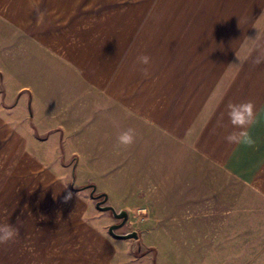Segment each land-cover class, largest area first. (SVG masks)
I'll return each instance as SVG.
<instances>
[{"label": "crops", "instance_id": "obj_1", "mask_svg": "<svg viewBox=\"0 0 264 264\" xmlns=\"http://www.w3.org/2000/svg\"><path fill=\"white\" fill-rule=\"evenodd\" d=\"M152 1L0 0V198L51 143L77 179L98 173L108 200L134 198L152 228L186 231L156 246L264 243V65L252 64L264 0H158L210 7L165 22ZM248 101L254 143H226L239 131L227 106Z\"/></svg>", "mask_w": 264, "mask_h": 264}, {"label": "rangeland", "instance_id": "obj_2", "mask_svg": "<svg viewBox=\"0 0 264 264\" xmlns=\"http://www.w3.org/2000/svg\"><path fill=\"white\" fill-rule=\"evenodd\" d=\"M152 4L147 7L151 9L148 13H158L164 22L167 15H198L210 8L158 5V0ZM34 134L42 140V136ZM46 145L48 148L43 154L47 163L42 160V167L30 164L29 172L25 168L16 177L15 189L5 192L8 197L0 198V224L11 223L20 228L14 243L0 245V264H264L263 242L231 246L223 245L218 238L207 246L203 242L198 244V240H195L197 244L188 246H156L152 244L153 238L166 243L167 237L186 231L152 228L153 215L134 210V198L120 199L112 193L106 204L113 205L117 211H129L127 222L117 232L135 230L139 234L138 239L115 238L109 233V227L121 220L111 211L97 208V200L101 198L91 196L93 185L96 186L94 195L108 191L98 181V173L85 167L81 169L84 175L80 174L77 179L75 159H67L65 150L57 149L56 153L51 143ZM31 155L36 159L41 156L39 150H33ZM84 176L97 181L81 180Z\"/></svg>", "mask_w": 264, "mask_h": 264}, {"label": "clouds", "instance_id": "obj_3", "mask_svg": "<svg viewBox=\"0 0 264 264\" xmlns=\"http://www.w3.org/2000/svg\"><path fill=\"white\" fill-rule=\"evenodd\" d=\"M30 7H35L32 3V0H29ZM44 23V13L39 12L37 15V24L41 25ZM254 48L253 51L256 53L254 58H252L253 66L264 65V40L259 39L257 37L253 38ZM136 64L139 65V71L144 77H148L149 66L151 64V57L148 55H139L136 58ZM254 109L255 106L251 101L244 103H230L227 106V117L228 121L231 124L233 129L239 131H231L227 135L224 136V140L226 143H246L251 146L254 141L248 135L245 130L254 120ZM136 136L135 132L132 129L121 134L118 138V142L120 145L125 147L131 146L135 143ZM20 233V228L17 225H13L11 223H3L0 224V245H7L10 243H14L18 238Z\"/></svg>", "mask_w": 264, "mask_h": 264}, {"label": "water", "instance_id": "obj_4", "mask_svg": "<svg viewBox=\"0 0 264 264\" xmlns=\"http://www.w3.org/2000/svg\"><path fill=\"white\" fill-rule=\"evenodd\" d=\"M95 190H96V186L93 185V191L91 192V196L94 197L95 199L101 198L97 200V203H96L97 208L103 211H111L115 218L121 220L119 223L112 224L109 227V233L118 239H131V238L138 239L139 234L135 230L131 232H127V233L117 232V230L121 228L127 222L128 217H129L128 211L125 209H121L117 211L113 205L106 204V202L108 201V195L106 193H100L99 195H94Z\"/></svg>", "mask_w": 264, "mask_h": 264}]
</instances>
